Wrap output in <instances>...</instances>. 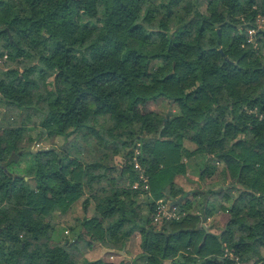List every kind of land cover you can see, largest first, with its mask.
Listing matches in <instances>:
<instances>
[{"label": "trees", "instance_id": "trees-1", "mask_svg": "<svg viewBox=\"0 0 264 264\" xmlns=\"http://www.w3.org/2000/svg\"><path fill=\"white\" fill-rule=\"evenodd\" d=\"M257 15L264 0H0V264H264ZM170 103L165 122L145 108Z\"/></svg>", "mask_w": 264, "mask_h": 264}, {"label": "built area", "instance_id": "built-area-1", "mask_svg": "<svg viewBox=\"0 0 264 264\" xmlns=\"http://www.w3.org/2000/svg\"><path fill=\"white\" fill-rule=\"evenodd\" d=\"M257 21H258L259 27L264 25V18L262 16L257 15ZM255 33H256L255 28L248 29L246 32L245 42L254 44L255 43V39H254ZM254 45H256V43ZM136 152L137 150L135 151V153ZM131 162L133 164V168L137 171H140L139 181H136L132 184V189L147 190L149 186L148 176L144 174L143 172H141V166L139 162L137 161L135 155H133ZM179 216L180 215L177 211V208L170 205L169 201H160V202H157L155 205L154 212H153V221L160 222L162 220L177 219L179 218ZM224 256L232 260L231 264H252L251 262L240 261L237 255L228 249L224 250Z\"/></svg>", "mask_w": 264, "mask_h": 264}, {"label": "rangeland", "instance_id": "rangeland-1", "mask_svg": "<svg viewBox=\"0 0 264 264\" xmlns=\"http://www.w3.org/2000/svg\"><path fill=\"white\" fill-rule=\"evenodd\" d=\"M206 1L207 0H199V7H201V9H203L204 8V6H205V3H206ZM33 59H34V56H31V55H26L25 57H23L22 59H20L19 61H17V62H15V63H13L12 64V66L13 67H16V68H24V67H26L27 65H29L32 61H33ZM148 106V107H147ZM147 106H145V108H149V109H154V110H158V109H160L161 110V112L164 114V116H165V114L167 113V111H168V107L166 106V104H164L162 107H157L155 104H150V105H147ZM139 108L140 109H143L144 108V106H141V104L139 105ZM172 114H173V110H172ZM171 114V115H172ZM40 144H39V146L38 147H40V146H44V144H47L46 142H39ZM186 187H187V185H185ZM71 212H73V211H71ZM75 213H78V211H77V208H76V210L74 211ZM54 215H57V217H56V219L55 220H58V219H60V217L58 216L59 214H58V212H56V213H54ZM68 213L66 214V216H61V219H60V221H61V225H65V221L63 222V220H66L67 218H68ZM67 221V220H66ZM94 250H95V252L93 253V254H90L89 253V255L90 256H93V257H96V256H99L100 254H99V251H98V248L97 247H95L94 248ZM113 260H115V261H118L120 258L119 257H116V256H113V258H112Z\"/></svg>", "mask_w": 264, "mask_h": 264}, {"label": "crops", "instance_id": "crops-1", "mask_svg": "<svg viewBox=\"0 0 264 264\" xmlns=\"http://www.w3.org/2000/svg\"><path fill=\"white\" fill-rule=\"evenodd\" d=\"M117 163H118V165H122V162L120 161V160H117ZM206 186H208V184H206ZM216 221H219V224H220V226H222L223 225V222H224V218H222V216L220 215L219 217H218V215H213V216H208L207 218H206V220H205V222L202 224V226H204L206 229H207V231H208V228L211 226H213V228H212V230H214V231H216L217 229V225H216ZM130 258V257H129ZM163 264H172L171 263V261L170 260H165L164 262H163Z\"/></svg>", "mask_w": 264, "mask_h": 264}, {"label": "water", "instance_id": "water-1", "mask_svg": "<svg viewBox=\"0 0 264 264\" xmlns=\"http://www.w3.org/2000/svg\"><path fill=\"white\" fill-rule=\"evenodd\" d=\"M10 36V35H9ZM171 114H172V107H171V103L169 104V107H168V111H167V113L165 114V116H164V118H163V122H165L170 116H171ZM10 159H14V160H16L17 159V155L16 154H14V153H12V155H11V157H10ZM180 200H181V198L179 197L178 199H171L170 200V205H175V204H178L179 202H180ZM197 226H199V225H197ZM206 231H207V229L204 227V226H202ZM119 255H124V252L123 251H118L117 252ZM126 258H129L128 256H125Z\"/></svg>", "mask_w": 264, "mask_h": 264}]
</instances>
